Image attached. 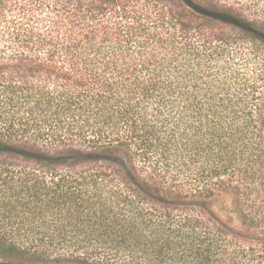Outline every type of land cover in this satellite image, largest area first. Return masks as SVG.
<instances>
[{
    "label": "trees",
    "instance_id": "1",
    "mask_svg": "<svg viewBox=\"0 0 264 264\" xmlns=\"http://www.w3.org/2000/svg\"><path fill=\"white\" fill-rule=\"evenodd\" d=\"M26 6L0 72L39 96L27 114L45 97L47 118L32 129L0 124V256L250 262L244 247L226 250L219 230L167 201L227 194L264 237V0ZM241 54L258 64L247 77ZM24 158L81 170L21 166Z\"/></svg>",
    "mask_w": 264,
    "mask_h": 264
},
{
    "label": "rangeland",
    "instance_id": "2",
    "mask_svg": "<svg viewBox=\"0 0 264 264\" xmlns=\"http://www.w3.org/2000/svg\"><path fill=\"white\" fill-rule=\"evenodd\" d=\"M28 0H0V61L10 58L15 54V32L22 26L21 16L23 11L29 6H26ZM25 8V9H24ZM247 55L241 54V57L236 58V62L242 67L241 74L245 77L252 75L253 68L258 65L255 59L246 57ZM254 75H258V70ZM12 79V83L9 80ZM10 83L7 85V83ZM32 89V88H31ZM31 96V97H30ZM39 96L34 94V91H30V88L21 90L20 82H16L9 70L0 72V124L9 126L13 124L16 127L23 124L30 129L37 126V124L44 123L47 118L46 113H41L38 110H46L48 104L45 97L41 98L40 106H36L32 113H28L30 107L35 106V100ZM42 105V106H41ZM40 112V113H39ZM39 120H42L41 122ZM27 153V152H23ZM26 155V154H25ZM115 162H121L126 164V160L123 156L117 155L111 157ZM68 160V159H67ZM20 165L27 166H42V168H48L43 163L50 164L52 168L55 166L57 172H74L81 170L79 165L73 166V164L64 163L63 161H35L27 158L19 159ZM37 164V165H36ZM124 164V165H125ZM41 169V168H40ZM157 200L164 201L156 198ZM167 204L176 206L171 211L173 213H179L182 211L188 212L190 219L198 218L204 224L219 230L220 238L222 239V245L226 250L245 248L248 251V257H251L250 262L238 263V264H264V237L257 236L252 231L241 223L238 216L232 209V203L230 196L227 194H219L211 198H193V199H181L177 201H167ZM184 208V209H183ZM218 259H215L213 264H228L230 256L218 255ZM0 264H26L14 258H4L0 256ZM32 264V263H30ZM34 264H78L73 262H44Z\"/></svg>",
    "mask_w": 264,
    "mask_h": 264
}]
</instances>
